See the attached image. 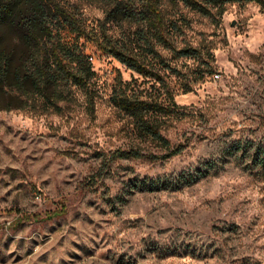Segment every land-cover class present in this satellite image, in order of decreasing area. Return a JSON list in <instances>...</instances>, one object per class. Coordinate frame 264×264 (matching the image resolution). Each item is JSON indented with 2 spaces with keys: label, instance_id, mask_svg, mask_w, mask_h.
I'll return each instance as SVG.
<instances>
[{
  "label": "rangeland",
  "instance_id": "1",
  "mask_svg": "<svg viewBox=\"0 0 264 264\" xmlns=\"http://www.w3.org/2000/svg\"><path fill=\"white\" fill-rule=\"evenodd\" d=\"M68 1L89 21L104 16L94 0ZM168 14L189 20L176 44L202 53L161 49L181 71H162L183 111L161 129L178 154L111 158L136 143L110 100L113 85L153 78L93 42L92 108L78 91L60 111L34 110L0 86V264H264V0H227L221 15L181 4ZM133 30L109 23L113 36ZM14 43L10 34L0 41L12 64ZM159 178L166 186L137 185Z\"/></svg>",
  "mask_w": 264,
  "mask_h": 264
},
{
  "label": "trees",
  "instance_id": "2",
  "mask_svg": "<svg viewBox=\"0 0 264 264\" xmlns=\"http://www.w3.org/2000/svg\"><path fill=\"white\" fill-rule=\"evenodd\" d=\"M94 1L101 4L104 12L103 18L97 21H89L81 7L68 0H0V28L3 29L0 41L10 34L14 46L21 47L15 64L11 63L10 54L0 50V86L14 90L34 110L60 111L62 102L72 100L78 91L92 108L95 71L85 43L93 42L127 68L153 78L146 86L137 79L118 77L110 100L117 114L130 121L134 144L151 142L166 150L164 155H156L131 144L114 150L111 158L155 159L178 154L182 147L172 145L161 129L169 118L182 117L183 111L162 71L169 70L178 76L181 71L178 66L171 65L161 49H168L173 58L200 57L202 53L191 45L176 44V38L189 20L184 15L175 17L168 11L181 4L204 15H221L227 0ZM113 22L133 26L134 37L130 34L113 36L109 32V23ZM179 86L183 92L190 90L187 82L180 81ZM15 107L25 108V105ZM256 166L264 173V154ZM155 184L166 186L165 179L161 181L160 178L144 179L137 185L145 188ZM160 252L162 256L165 253Z\"/></svg>",
  "mask_w": 264,
  "mask_h": 264
},
{
  "label": "built area",
  "instance_id": "3",
  "mask_svg": "<svg viewBox=\"0 0 264 264\" xmlns=\"http://www.w3.org/2000/svg\"><path fill=\"white\" fill-rule=\"evenodd\" d=\"M217 74H215V76H216Z\"/></svg>",
  "mask_w": 264,
  "mask_h": 264
}]
</instances>
